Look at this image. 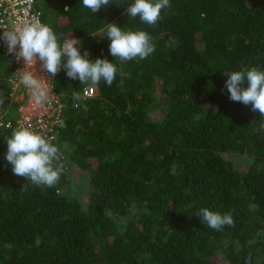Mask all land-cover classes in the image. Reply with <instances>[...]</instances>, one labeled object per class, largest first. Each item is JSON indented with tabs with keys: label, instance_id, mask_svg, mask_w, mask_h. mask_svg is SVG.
Instances as JSON below:
<instances>
[{
	"label": "trees",
	"instance_id": "obj_1",
	"mask_svg": "<svg viewBox=\"0 0 264 264\" xmlns=\"http://www.w3.org/2000/svg\"><path fill=\"white\" fill-rule=\"evenodd\" d=\"M111 2L93 14L82 0H37L60 44L79 39L81 54L107 58L117 73L93 97L63 69L54 77L66 107L53 187L13 173L1 150L17 127V110L9 115L0 264H264V117L225 87V73L264 71V0H170L155 26L128 17L133 0ZM107 23L146 31L155 51L115 59ZM4 56L6 85L15 65L2 66ZM204 207L234 224L210 228Z\"/></svg>",
	"mask_w": 264,
	"mask_h": 264
},
{
	"label": "clouds",
	"instance_id": "obj_2",
	"mask_svg": "<svg viewBox=\"0 0 264 264\" xmlns=\"http://www.w3.org/2000/svg\"><path fill=\"white\" fill-rule=\"evenodd\" d=\"M112 4L111 0H82V5L97 13L102 7ZM171 7L170 0H133L126 8L128 17L139 20L147 25L155 26L160 19L161 10ZM104 35L110 40L109 52L122 61L136 58L144 60L155 51V44L150 35L139 29L123 28L115 23H107ZM9 54H14L17 60L24 61V67L18 71L16 77L19 82L30 90L37 105L48 100L46 85L49 81L37 74L35 65L39 61L40 69L50 77H55L62 69L68 78L81 83L97 85L103 80L111 86L117 73V68L107 58L89 59V51L81 54L82 41L76 38L65 39L60 44L53 29L40 21L24 22L12 29H5L0 36ZM171 43H175L172 38ZM227 80L225 87L229 98L235 102L251 105L253 111H259L264 117V71L258 67H241L239 71L225 73ZM247 81V87H244ZM73 98L79 100L80 94L73 92ZM5 103V96L0 93V105ZM61 128L63 121H58ZM264 130V124H261ZM7 151L5 158L12 166L15 175L31 181L35 185L53 187L58 183L61 169L54 167L53 162L58 159V147L49 138L24 124L13 128L6 139ZM134 207V205H133ZM201 222L214 230H222L225 225L234 224L230 212L220 213L207 207L198 212ZM245 264H251L248 257Z\"/></svg>",
	"mask_w": 264,
	"mask_h": 264
},
{
	"label": "built area",
	"instance_id": "obj_3",
	"mask_svg": "<svg viewBox=\"0 0 264 264\" xmlns=\"http://www.w3.org/2000/svg\"><path fill=\"white\" fill-rule=\"evenodd\" d=\"M36 20L44 23L43 12L37 5V0H0V36H2L5 29H12L22 25L24 22ZM0 52L10 56L8 65H15V68L7 75L8 84L4 85L6 81L0 76V93L7 87L9 101L8 106L5 104L0 105V144L4 130L13 124L9 119V115L14 110H17V127L21 124L30 126L32 130L49 138L51 142L57 141L60 128L58 121H63L66 103L54 90V77H50L46 72L42 71L39 61H37L35 65L37 74L49 81L46 85L48 100L37 105L30 94V90L22 85L16 77L18 71L24 67V61L22 59L17 60L14 54H9L7 46L2 39H0ZM96 90L97 85L88 83L84 87L83 96L93 97Z\"/></svg>",
	"mask_w": 264,
	"mask_h": 264
},
{
	"label": "rangeland",
	"instance_id": "obj_4",
	"mask_svg": "<svg viewBox=\"0 0 264 264\" xmlns=\"http://www.w3.org/2000/svg\"><path fill=\"white\" fill-rule=\"evenodd\" d=\"M102 37H103V31H101V32L98 31V39H101ZM9 59H10V56H4L3 58H1L2 66L5 67V64H7V62H8ZM10 71H9V73H10ZM9 73H7V74H9ZM1 93L5 96V103L4 104L6 106H8L9 105V101H8V88L7 87L4 88V90ZM6 139H7V136L4 134L3 135V140H4L3 143L4 144L1 147V150L7 144L6 143ZM232 157H233V160L236 162L237 165H241V166H244L245 165L246 162L243 163L244 160H243V157L241 155H239V154L237 155V153H236V155H233ZM76 183L78 184L79 187L82 185L80 182L79 183L76 182ZM76 183H75V185H76V187H78ZM80 193L83 194L82 192H80ZM80 197H84V196L83 195H80Z\"/></svg>",
	"mask_w": 264,
	"mask_h": 264
}]
</instances>
